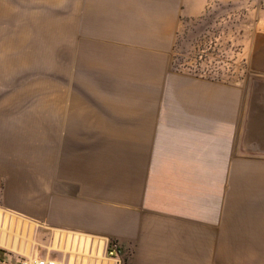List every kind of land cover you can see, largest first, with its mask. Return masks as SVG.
<instances>
[{"label":"crops","instance_id":"1","mask_svg":"<svg viewBox=\"0 0 264 264\" xmlns=\"http://www.w3.org/2000/svg\"><path fill=\"white\" fill-rule=\"evenodd\" d=\"M213 1L70 0L68 89L107 99L50 102L0 155V264H264V84L174 62ZM245 56L264 83V33Z\"/></svg>","mask_w":264,"mask_h":264},{"label":"rangeland","instance_id":"2","mask_svg":"<svg viewBox=\"0 0 264 264\" xmlns=\"http://www.w3.org/2000/svg\"><path fill=\"white\" fill-rule=\"evenodd\" d=\"M70 0H0V155H17L34 145L37 116L52 101L107 99L97 92L75 93L69 55ZM77 9L78 0H72ZM76 13V12H75ZM264 33V0H215L202 19L182 24L174 50L175 66L223 79H242L249 64L247 43ZM73 23L72 39L77 37ZM250 71V72H249ZM72 61V84H78ZM90 76L87 84H91ZM3 158V157H2ZM1 159V158H0Z\"/></svg>","mask_w":264,"mask_h":264},{"label":"built area","instance_id":"3","mask_svg":"<svg viewBox=\"0 0 264 264\" xmlns=\"http://www.w3.org/2000/svg\"><path fill=\"white\" fill-rule=\"evenodd\" d=\"M200 74L212 76V74H209L208 72H202ZM120 251H121V246L117 241L115 240L109 241L106 249L107 256L119 258ZM19 264H56V261L43 259V258H34V259H22L19 261ZM119 264H126V263L121 261L119 262Z\"/></svg>","mask_w":264,"mask_h":264}]
</instances>
